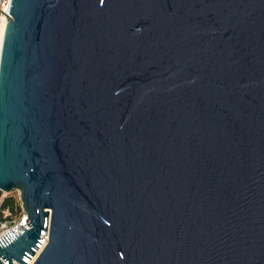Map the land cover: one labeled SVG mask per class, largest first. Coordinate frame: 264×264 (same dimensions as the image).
<instances>
[{
    "label": "water",
    "instance_id": "1",
    "mask_svg": "<svg viewBox=\"0 0 264 264\" xmlns=\"http://www.w3.org/2000/svg\"><path fill=\"white\" fill-rule=\"evenodd\" d=\"M0 264H264V0H12Z\"/></svg>",
    "mask_w": 264,
    "mask_h": 264
},
{
    "label": "built area",
    "instance_id": "2",
    "mask_svg": "<svg viewBox=\"0 0 264 264\" xmlns=\"http://www.w3.org/2000/svg\"><path fill=\"white\" fill-rule=\"evenodd\" d=\"M12 0H0V33L2 26L5 25V31L7 24L9 22V16L11 12ZM5 36V34H4ZM0 64H1V54H0ZM9 194L1 191L0 192V239L7 235L9 232H14L17 237L24 233L23 230L28 228V214L23 208V203H21V210L17 208L14 210L12 206H4L8 199ZM22 202V200H21ZM46 238V237H45ZM48 238L42 243L40 248L37 250L35 256L29 261L28 264H35L38 256L41 254L43 249L47 244ZM3 264H8L3 258L1 259ZM15 264H21L16 260H13Z\"/></svg>",
    "mask_w": 264,
    "mask_h": 264
},
{
    "label": "rangeland",
    "instance_id": "3",
    "mask_svg": "<svg viewBox=\"0 0 264 264\" xmlns=\"http://www.w3.org/2000/svg\"><path fill=\"white\" fill-rule=\"evenodd\" d=\"M9 198H13L14 200V204H15V208H21V194L19 191H14L12 193L9 194L8 199ZM0 202H1V198H0ZM4 206H9L8 203H5ZM11 206V205H10Z\"/></svg>",
    "mask_w": 264,
    "mask_h": 264
},
{
    "label": "bare ground",
    "instance_id": "4",
    "mask_svg": "<svg viewBox=\"0 0 264 264\" xmlns=\"http://www.w3.org/2000/svg\"><path fill=\"white\" fill-rule=\"evenodd\" d=\"M4 34H5V25L2 26L1 33H0V54H2V46H3ZM45 237L48 238V234Z\"/></svg>",
    "mask_w": 264,
    "mask_h": 264
},
{
    "label": "trees",
    "instance_id": "5",
    "mask_svg": "<svg viewBox=\"0 0 264 264\" xmlns=\"http://www.w3.org/2000/svg\"><path fill=\"white\" fill-rule=\"evenodd\" d=\"M6 203H8L9 205H11L14 210L16 209L13 198L7 199ZM17 209L18 210H21V208H17Z\"/></svg>",
    "mask_w": 264,
    "mask_h": 264
}]
</instances>
